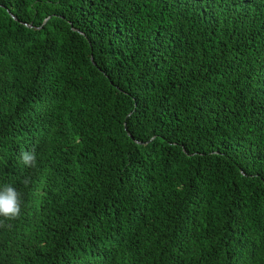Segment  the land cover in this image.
I'll use <instances>...</instances> for the list:
<instances>
[{"label":"trees","instance_id":"16d2710c","mask_svg":"<svg viewBox=\"0 0 264 264\" xmlns=\"http://www.w3.org/2000/svg\"><path fill=\"white\" fill-rule=\"evenodd\" d=\"M4 184L0 264H264V0H0Z\"/></svg>","mask_w":264,"mask_h":264},{"label":"clouds","instance_id":"9594fccd","mask_svg":"<svg viewBox=\"0 0 264 264\" xmlns=\"http://www.w3.org/2000/svg\"><path fill=\"white\" fill-rule=\"evenodd\" d=\"M20 160L28 168H35L37 165V152L33 147L31 149L22 150ZM30 177H25L22 183L25 187L30 183ZM22 198L21 193L12 185L4 184L0 186V226L4 221L18 219L21 215Z\"/></svg>","mask_w":264,"mask_h":264}]
</instances>
